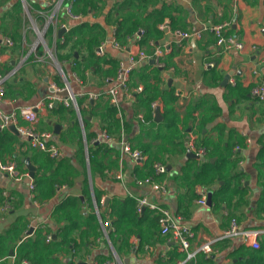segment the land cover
<instances>
[{"label":"crops","instance_id":"obj_1","mask_svg":"<svg viewBox=\"0 0 264 264\" xmlns=\"http://www.w3.org/2000/svg\"><path fill=\"white\" fill-rule=\"evenodd\" d=\"M72 1L0 0V72L6 87L0 110L33 106L48 95L60 98L52 108L40 110L35 126L52 133L47 143L64 159L58 163L57 178L71 176L66 189L43 199L38 189L30 191L28 179L13 181L0 171V198L4 193L11 197L6 212L0 210V264H28L16 262L17 245L41 237L47 227L52 264H177L185 252L163 234L157 210L142 207H147L145 212L127 221L130 226L119 223L117 229L113 222L124 200L140 196L164 207L192 231L190 249L211 241V253L198 252L188 264H264V94L258 98L252 93L264 83V0H91L94 6L85 8ZM56 3V19L49 21ZM66 7L78 17L69 15ZM219 23L242 40V50L222 51L215 43L211 27ZM133 25L137 28L127 33ZM34 26L45 28V44L38 43ZM185 30L200 31V36L179 37L178 31ZM7 37L11 46L5 43ZM164 45L168 51L158 58L161 66L152 59L139 62L129 73L130 92L120 90L112 103L108 91L128 55L138 50L151 54ZM236 82L248 88L246 97L238 89L230 95L228 86ZM145 83L155 87L154 96L153 90L144 92ZM52 85L59 89L53 92ZM65 85L75 98L71 105L61 101ZM158 104L161 118L155 120ZM17 125L26 121L19 119ZM2 131L1 160L14 162L23 172V159L29 157L34 175H42V150L30 147L28 137L18 131L12 142ZM190 135L210 146L209 155H186ZM122 136L146 155L143 164L121 150ZM206 160H220L223 168H230L202 183L193 170ZM155 163L163 164L165 172L157 173ZM146 177L162 189L143 184ZM69 194L79 197L82 207L70 225L53 216ZM201 197L205 203L198 202ZM102 219L109 221L108 236L99 232ZM232 219L241 229L261 231L258 248L244 236L225 235ZM66 229L72 241L59 246L60 232ZM251 254L258 257L251 259Z\"/></svg>","mask_w":264,"mask_h":264},{"label":"built area","instance_id":"obj_2","mask_svg":"<svg viewBox=\"0 0 264 264\" xmlns=\"http://www.w3.org/2000/svg\"><path fill=\"white\" fill-rule=\"evenodd\" d=\"M25 7V5H24ZM59 9V3H56L53 7V11L49 16V21L56 19V13ZM66 12L74 18L75 16L71 13L70 7H66ZM36 28V32L38 35V43L45 44V40L43 37L44 30ZM213 34L215 36V43L220 46L222 51H240L243 49L242 40L235 34L227 33L224 29V23L215 24L211 27ZM142 31L139 30L137 34H140ZM178 35L181 38H189V37H199L200 31H178ZM5 43L7 46H11L13 41L10 38L5 39ZM99 53H102V47H99ZM168 51L167 45H164L163 48L157 47L153 50L151 54L145 53L143 50H138L136 52L130 53L128 55L127 63L119 70V74L117 77V82L113 88L109 89L108 93L112 97V103L116 104L115 95L120 91L130 92V88L128 85V77L130 71L136 66L139 62L145 61L148 59H152L156 62L158 66H161V63L158 61V58ZM209 66H213L214 62L210 61L207 63ZM4 76L0 74V97L3 96L4 93ZM233 82V80H230ZM53 92L57 91L59 88L52 85ZM62 90H66V96L61 97V101L64 105H71L74 103L75 98L74 95L69 91L68 86L61 88ZM137 89H141V87H137ZM252 93L254 96L258 98H262L264 94V83L259 84L256 87L252 88ZM91 97V95H90ZM60 100L56 95H48L45 99L37 101L33 106H20L17 109H14L10 113H4L0 110V130H4L13 126L19 133L28 137V142L30 147H34L40 149L44 152H47L51 157H57L58 149L52 143H47V141L52 137V133L46 130H38L36 129V123L38 119V113L40 110L44 108H52L56 101ZM156 105V104H155ZM161 105V106H160ZM160 107V108H159ZM157 111L161 112L162 104H158L156 106ZM19 119H23L26 121V125L18 126L17 123ZM104 139H109V137L104 134ZM121 150L129 155L131 159L137 164H143L146 160V155L142 153L139 149H132L130 143L122 138L119 141ZM189 150L193 151L198 157H201L204 154V149L202 147H197L195 145V139L192 135L189 137L188 142ZM155 170L157 173L165 172V166L161 163L154 164ZM0 171L7 173L9 177L13 181H22L24 178L28 179V187L32 191L34 189V183L31 177L28 174V171H20L14 162L2 161L0 159ZM137 180V179H136ZM142 183H150L152 189H162L159 183L153 181L150 177H146L143 179ZM65 185H61L60 188L65 189ZM4 196H9L7 193H4ZM204 197V196H203ZM199 203H205V198H200ZM148 206L152 210H157L160 213L159 222L162 224V232L163 234H169L171 240L175 241L178 244L180 251L185 252V257L177 262V264H188L191 259L198 252H202L204 254L211 253L212 244L211 241H206L198 246L196 249H190L191 247V237L193 236L192 231L185 225L179 224L176 222L173 217L168 213V211L156 204L150 203V201L146 197H137V210L140 211L142 207ZM9 208V199H4L0 210L5 212ZM109 221H102L101 230L105 236H107V227L109 226ZM260 230H252V229H241L235 219L231 220L230 228L226 230L225 235H240L246 237L254 248L259 247L258 236L260 234ZM50 239V235L47 236V240Z\"/></svg>","mask_w":264,"mask_h":264},{"label":"trees","instance_id":"obj_3","mask_svg":"<svg viewBox=\"0 0 264 264\" xmlns=\"http://www.w3.org/2000/svg\"><path fill=\"white\" fill-rule=\"evenodd\" d=\"M74 1H76V0H73L72 2H74ZM76 2H79L83 8H85L86 6H91V7L94 6V4L91 0H77ZM23 10L26 12V10L24 9V5H23ZM27 11H28V13H30L29 9H27ZM70 11L72 12L71 7H70ZM136 28H137V26L133 25L128 30L127 33H131ZM143 30H144V32L148 31V29H146V31H145V29H143ZM48 31L49 32L51 31L50 27H48L47 32ZM118 31L119 30L117 29V32ZM91 43H92L91 44V46H92L93 43H95V39H93ZM91 58H92V55H90L88 61ZM216 78H217V75H216ZM3 88H4V93H5L6 87L3 86ZM237 89H238L240 95H242L243 97H246V93L248 92V88L241 87L239 82H236V84H234V85L228 86V90H229V93L231 96H233L237 92ZM151 90H153V93L151 95L154 96L155 92H156L155 87L150 85V84L145 83L144 84V92L149 93ZM4 93H3V96H4ZM151 98L152 97H149L148 100H150ZM57 106L59 108L62 107V105L60 103H58ZM111 108L112 109H110V110H113V113H114L115 107L111 106ZM195 109H196V105L193 106V108L191 110H189L188 115H191ZM110 115H113V114H110ZM3 131L6 132L4 134L8 135V137H9L8 141L12 142L15 139V136L13 135L14 133L11 134L7 129L3 130ZM218 132L221 133V135H222L223 131L220 129ZM4 134H1V135H4ZM219 141H221V140H219ZM195 145L197 147H202L205 151L204 154L208 153V155H209L210 146L207 143L204 144L202 141L195 140ZM231 147L232 146L228 143V148L230 149ZM131 148L137 149V148H134L132 146H131ZM263 148H264V145H263ZM42 152L43 153L40 152L41 155H39L38 163H39V167L44 169V170L42 172V175L39 176L36 173L34 175V177L31 178L33 183H34V189L32 191H35L38 189L39 194L40 195L43 194V199H46V198L52 197L57 192L58 188L61 187L62 184H65V186L67 187V185L71 181V176L65 174V176L62 180L58 179L57 178V173H58L57 167L59 166V168H60L62 165V163H60V165L58 163L64 159H59V157H51L47 152H44V151H42ZM89 153H91V152L89 151ZM89 158L91 161H93L91 154H89ZM0 159H1V157H0ZM152 162L153 163L156 162L155 159H153L151 161V165L153 164ZM220 162H221L220 160L214 161L213 163L209 162L208 160L204 161L202 163V166H199L198 169L193 170L196 179L202 180V183H207V182H211L216 177H219V176L222 177L225 173L228 172L230 166L228 164L225 168H223V166L221 165ZM39 167H38V170H40ZM51 168H54L55 171L50 172V174L47 175L45 173V170L51 169ZM24 170H26V169H24ZM66 187H65V189H66ZM2 197H3V199L0 198V200L2 202L4 199H9V203L11 204L10 195L6 197L3 194ZM121 207H122V211L116 212L115 218L113 220V222L115 224H117V229L119 228V226H118L119 223H122V226H130L131 224L127 223V221L136 220L138 218V214L144 213L145 209L147 208V207H145V208L141 209L140 211H137L136 210L137 209V200H135L133 198H128V199L124 200V202H122ZM127 208H130V210H128ZM81 211H82V207H81L80 198L77 196L69 194V195H66L63 198V200L58 204L55 212H53V216H55V218L58 220H69V225H70V221L73 220V218L76 215H80ZM151 212H153V211H151ZM157 217H158V215H156V218ZM102 220H104V219H102ZM120 220H122V221H120ZM74 225H75V223L73 222L71 227H73ZM65 227L66 226L62 227L61 230H64ZM48 231H49V228L47 227L45 233L41 237L38 236L34 240L21 241L17 245L16 262L19 263L21 260H25L28 264H52V263H54V259L52 258V256H50L51 251L49 248V243H47L45 241V240H47V236L49 235V234H46V232H48ZM65 232H67V229L64 231V234L60 232L61 241L58 243L59 246H62V245L68 246L70 244V242L72 241V239L70 237H67L65 235ZM99 232H101V228H99ZM128 232L129 233H135V232H139V231L130 229V230H128ZM55 233L58 235L59 231L55 232ZM108 234L110 235V232L107 229V236H108ZM49 240H47V241H49ZM125 243H126V245H129L128 236L125 239ZM0 244H1V241H0ZM0 252L2 253V251H0ZM2 254H4V252ZM6 254H7V251H6ZM250 256H251V259H256L258 257V254H251Z\"/></svg>","mask_w":264,"mask_h":264},{"label":"water","instance_id":"obj_4","mask_svg":"<svg viewBox=\"0 0 264 264\" xmlns=\"http://www.w3.org/2000/svg\"><path fill=\"white\" fill-rule=\"evenodd\" d=\"M228 78H229V76L226 75V76L223 78V81H227ZM65 96H66V95H65ZM155 113H156L155 120L160 119V118H161L160 112L157 111V110H155ZM55 128H56V131H57V129L59 128V125H55ZM10 130L13 131L14 133H17V130H16L13 126H10ZM186 155H187L188 157H198L196 154H194V153H193L192 151H190V150H187V154H186ZM23 160H24L23 162H24L25 165H26V169H27V171H28L29 176H30L31 178L34 177L35 166L31 164L29 157H25ZM30 233H31V231H28V234H30ZM12 253H13V251L10 250V251H9V254L12 255ZM73 264H88V263H86V262H79V263H73Z\"/></svg>","mask_w":264,"mask_h":264},{"label":"rangeland","instance_id":"obj_5","mask_svg":"<svg viewBox=\"0 0 264 264\" xmlns=\"http://www.w3.org/2000/svg\"><path fill=\"white\" fill-rule=\"evenodd\" d=\"M1 74V73H0ZM2 75V74H1ZM3 76V75H2ZM4 244V243H3ZM57 246V245H56ZM3 253V252H2Z\"/></svg>","mask_w":264,"mask_h":264},{"label":"clouds","instance_id":"obj_6","mask_svg":"<svg viewBox=\"0 0 264 264\" xmlns=\"http://www.w3.org/2000/svg\"><path fill=\"white\" fill-rule=\"evenodd\" d=\"M191 151V150H190ZM195 154V153H194ZM6 212V211H5Z\"/></svg>","mask_w":264,"mask_h":264}]
</instances>
